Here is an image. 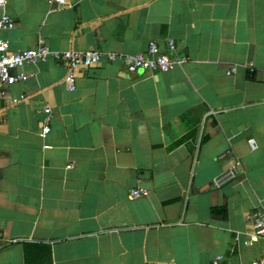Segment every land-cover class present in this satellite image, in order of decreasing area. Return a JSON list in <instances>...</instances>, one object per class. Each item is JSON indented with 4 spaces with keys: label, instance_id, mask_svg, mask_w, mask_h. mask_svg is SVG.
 Returning <instances> with one entry per match:
<instances>
[{
    "label": "crops",
    "instance_id": "obj_1",
    "mask_svg": "<svg viewBox=\"0 0 264 264\" xmlns=\"http://www.w3.org/2000/svg\"><path fill=\"white\" fill-rule=\"evenodd\" d=\"M47 1L6 0L10 51L42 40L103 58L73 91L48 59L0 96V264L264 259L245 219L264 210V0ZM169 41L184 61L166 73L104 57ZM228 152L244 172L214 188Z\"/></svg>",
    "mask_w": 264,
    "mask_h": 264
},
{
    "label": "built area",
    "instance_id": "obj_2",
    "mask_svg": "<svg viewBox=\"0 0 264 264\" xmlns=\"http://www.w3.org/2000/svg\"><path fill=\"white\" fill-rule=\"evenodd\" d=\"M68 0H48L49 6L61 7L67 5ZM6 0H0V34L2 31L11 30L14 27L13 19L5 13ZM175 44L173 41L167 43L166 49L161 51L155 42H150L144 52H140L133 56L116 55L114 53H106L105 59L109 62L120 60L123 61L129 73H134L138 70H146L152 73H166L173 65L181 64L184 59L175 56ZM103 55L98 51L79 52L75 50L54 51L49 48L42 40L38 41L35 48L10 51L7 40L1 38L0 35V96L4 94L5 89L19 82H24L29 78L35 77L36 73H24L22 68L26 65L35 66L39 63L46 62L52 59L55 62L64 64L66 76L64 82L68 85L70 91L74 90V79L78 70H84L93 66H98L102 61ZM234 72L231 69L227 72L230 75ZM27 95H21L18 99H13L9 107L15 106L20 101H25ZM46 115V121L52 117V109L49 105H44L42 108ZM49 127H43V134L49 132ZM251 149H255V143L252 139L248 141ZM227 165L220 174L213 180L212 186L220 188L223 185L236 180L238 174L243 173L241 161L231 152L226 154ZM69 165L67 168H71ZM145 193L139 189L130 191L131 198H138ZM246 222L250 227L253 237L264 239V210H256L248 213L245 216ZM4 242L0 233V248ZM221 260L217 256L212 264H217ZM250 264H264V259L254 260Z\"/></svg>",
    "mask_w": 264,
    "mask_h": 264
},
{
    "label": "trees",
    "instance_id": "obj_3",
    "mask_svg": "<svg viewBox=\"0 0 264 264\" xmlns=\"http://www.w3.org/2000/svg\"><path fill=\"white\" fill-rule=\"evenodd\" d=\"M213 212H216V210H213Z\"/></svg>",
    "mask_w": 264,
    "mask_h": 264
}]
</instances>
